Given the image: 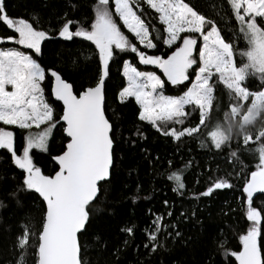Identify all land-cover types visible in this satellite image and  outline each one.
Wrapping results in <instances>:
<instances>
[{
  "label": "snow or ice",
  "instance_id": "6c2138e0",
  "mask_svg": "<svg viewBox=\"0 0 264 264\" xmlns=\"http://www.w3.org/2000/svg\"><path fill=\"white\" fill-rule=\"evenodd\" d=\"M77 7L67 0V10L55 14L53 23L35 13L13 17L0 0V23L13 33L0 37V123L25 133L22 146L17 147L16 133L0 127V149L23 172L21 186L7 197L20 204L21 192H34L41 202L39 221L31 223L29 217L17 237L16 264H27L33 240L35 264H92L84 258L80 237L92 222L93 205L106 203L103 185L111 182L116 166L115 113H108L106 81L117 54L129 52L139 65L152 66L162 74L140 70L131 60H123L120 71L126 84L116 98L121 104L134 98L139 121L175 142L196 139L202 148L214 152L227 148L229 162L242 165L237 177L243 173L242 154L257 158L255 170L242 187L248 227L238 234L237 249L230 248L226 239L217 247L227 264H233L232 258L235 264H264V208L253 206L254 194L264 193V0H221L214 16L201 12L192 0H94L87 21L71 18L70 12ZM145 7L154 10L158 24L146 16ZM224 16L234 18L238 26L232 36L220 27ZM54 37L81 38L94 46L97 69L87 86L77 88L66 75L68 68H79L78 57L70 58L64 68L43 64L42 43ZM241 38L246 42L244 48L239 47ZM162 46L168 51L162 52ZM149 50L160 54H149ZM49 77L51 96L62 103L61 113L46 93L44 82ZM252 78L259 80L255 88ZM168 85L185 90L168 95ZM189 108L199 112V121L185 126L192 114ZM58 127L66 143L52 156L57 165L54 174L46 175L35 162L33 150L49 152ZM137 135L143 133L138 130ZM168 165L171 169L173 161ZM167 180L174 182L173 191L182 194L186 185L181 169L170 171ZM232 187L228 174H218L199 195L207 197L217 189ZM164 205L168 207L167 200ZM149 215L153 219L143 230V247L151 255L165 246L160 241L162 230L173 239L181 233L172 231L174 224L164 223V214H153L150 209ZM166 215L171 217L173 212ZM121 232L134 237L135 227H124ZM129 243L125 239L117 245L110 254L115 259L105 264H120L121 250ZM96 244L101 252L107 251L102 237H96ZM210 264H216L215 260Z\"/></svg>",
  "mask_w": 264,
  "mask_h": 264
},
{
  "label": "trees",
  "instance_id": "16d2710c",
  "mask_svg": "<svg viewBox=\"0 0 264 264\" xmlns=\"http://www.w3.org/2000/svg\"><path fill=\"white\" fill-rule=\"evenodd\" d=\"M78 5L75 11L70 12L73 19L87 21L92 15L91 5L94 0H73ZM9 15L24 16L35 13L45 21L52 20L55 23V14H62L67 10V0H4ZM192 3L203 13L214 16L221 0H192ZM146 16L152 18L158 24L154 10L145 7ZM230 16V13H229ZM224 16L220 20V27L224 29L226 36H232L233 30L238 26L234 18L229 20ZM127 33V30L124 29ZM13 33L0 23V37H6ZM131 37V34H128ZM3 46H12L5 44ZM246 42L241 38L239 47L244 48ZM43 56L40 58L43 64L49 67L64 68L70 58L78 57L79 68H68L66 75L74 80L77 88L87 86L96 73L97 57L94 55V46L90 42L75 38L73 41H65L54 37L42 43ZM174 50V49H173ZM31 51V50H25ZM162 52H167L166 47H161ZM149 54H160L149 50ZM131 60L140 70L153 71L152 66L138 64V59L133 53H118L111 63L110 78L106 81L108 93V113L112 116L116 125V143L114 145L115 168L111 182L103 185L107 189L106 203L93 205V219L87 233L80 237L85 248L84 258L90 259L92 264H105L109 259H115L110 254L117 245L128 239L126 248L120 253V264H210L215 260L221 264L224 257L218 250V244L227 240L228 246L233 249L239 247L238 234L244 231L249 222L246 219V194L242 187L244 179L250 171L255 170L258 163L250 153L241 156L243 161V173L237 177L235 173L241 172L240 163H230L228 149L222 152L208 151L200 146L196 139H184L175 142L162 136L147 122L137 119L138 106L134 98L130 102L121 104L116 98L119 90L125 86L126 80L121 74L123 60ZM52 78L44 82V87L49 99L54 103L57 112H62V105L54 101L51 96ZM186 84L188 82H185ZM250 83L253 88L259 84V80L252 78ZM184 87L174 88L168 85L165 93L179 95ZM189 123L185 126L195 125L199 121V112L191 108ZM59 115H57V119ZM16 133L17 147L23 144L22 130L15 126H4ZM179 127V126H177ZM143 136L137 135V131ZM35 131V129H34ZM66 143L62 128L54 130V136L50 139V151L41 152L33 150L34 160L40 166L44 174H54L57 165L52 156L59 154ZM235 147V143L233 144ZM255 148V145H251ZM172 160V168L168 161ZM191 161L190 166L188 162ZM181 169L183 182L186 187L182 194L173 191L174 182L167 180L170 171ZM219 176L228 174L233 184L232 188L217 189L210 196H200L210 184ZM23 180L22 170L15 167L11 156L6 150L0 149V264H16L19 249L14 246L17 237L23 231L22 225L37 223L40 216L41 202L38 194L34 192H21V203L7 197V194L21 186ZM135 198V199H134ZM104 194L101 195V200ZM168 201L165 207L164 201ZM253 206L264 208V193L253 197ZM99 208V211H95ZM153 214H164V223L175 225L172 231H179L181 236L169 237L167 231L162 230L160 241L164 247L149 255V250L143 247L146 242L144 229L150 226ZM172 211L168 217L166 213ZM193 212L195 215L193 216ZM185 213V216H181ZM134 226L135 235L129 237L121 232L124 227ZM102 237V243L107 242V251L101 252L96 244V237ZM31 241L27 254V264H35L34 252ZM233 264L234 258H232ZM224 264H227L224 261Z\"/></svg>",
  "mask_w": 264,
  "mask_h": 264
},
{
  "label": "rangeland",
  "instance_id": "374dc122",
  "mask_svg": "<svg viewBox=\"0 0 264 264\" xmlns=\"http://www.w3.org/2000/svg\"><path fill=\"white\" fill-rule=\"evenodd\" d=\"M13 46V45H12ZM4 47H8V46H4ZM139 64V63H138ZM143 71H149V70H143ZM155 71H157V74L158 75H162L160 72H159V70L158 69H155ZM163 78V77H162ZM10 90V89H9Z\"/></svg>",
  "mask_w": 264,
  "mask_h": 264
},
{
  "label": "water",
  "instance_id": "95a60500",
  "mask_svg": "<svg viewBox=\"0 0 264 264\" xmlns=\"http://www.w3.org/2000/svg\"><path fill=\"white\" fill-rule=\"evenodd\" d=\"M138 62V61H137ZM51 85H52V83H51ZM54 99V98H53ZM61 105H62V103L61 102H59ZM64 134V133H63ZM56 164V163H55ZM257 194H259V193H255L254 194V196H256Z\"/></svg>",
  "mask_w": 264,
  "mask_h": 264
}]
</instances>
